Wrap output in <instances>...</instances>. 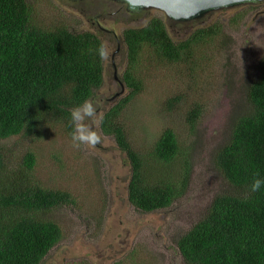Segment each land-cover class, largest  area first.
Wrapping results in <instances>:
<instances>
[{"label": "rangeland", "instance_id": "374dc122", "mask_svg": "<svg viewBox=\"0 0 264 264\" xmlns=\"http://www.w3.org/2000/svg\"><path fill=\"white\" fill-rule=\"evenodd\" d=\"M28 2L36 23L45 27L65 23L73 31H93L110 53L103 85L92 98L97 104L94 128L100 143L76 148L63 125L54 123L40 138L0 139V160L5 165L15 166L33 150L40 181L70 190L75 199L52 211L63 237L41 264H188L179 252L178 239L207 212L217 194L230 188L215 155L229 140L236 118L249 108V85L264 69V0L223 8L197 22H218L222 32L196 47L188 64H165L153 59L151 52L138 64L145 88L122 118L134 147L150 152L161 131L171 127L179 134L191 166L186 193L170 207L152 212L130 202V165L114 138L102 132L100 118L130 91L125 84L118 94L122 87L114 74V63L120 79L128 64L124 29L159 16L174 39L181 40L196 24L174 22L157 9L129 12L124 3L113 0ZM177 95L179 101L169 105L168 100ZM191 105L201 111L193 127L186 118Z\"/></svg>", "mask_w": 264, "mask_h": 264}, {"label": "trees", "instance_id": "16d2710c", "mask_svg": "<svg viewBox=\"0 0 264 264\" xmlns=\"http://www.w3.org/2000/svg\"><path fill=\"white\" fill-rule=\"evenodd\" d=\"M221 32L218 22L196 24L187 37L175 40L159 16L123 30L128 64L121 80L130 91L106 109L100 128L125 153L131 170L128 198L142 211L166 209L180 199L191 166L171 127L161 131L150 152L134 147L122 118L145 88L138 64L150 52L165 64H188L196 47ZM101 44L100 36L90 30L36 23L28 0H0V139L40 138L53 123L71 135L70 109L92 99L104 82L105 59L96 51ZM179 99L173 96L168 103ZM248 103L215 155L229 190L217 194L207 212L178 239L188 264H264V187L250 191L256 174L264 177V69L249 85ZM200 113L198 106L188 109L192 127ZM36 164L33 150L15 166L0 160V264H41L63 237L51 213L75 203L74 196L68 189L43 184Z\"/></svg>", "mask_w": 264, "mask_h": 264}, {"label": "water", "instance_id": "95a60500", "mask_svg": "<svg viewBox=\"0 0 264 264\" xmlns=\"http://www.w3.org/2000/svg\"><path fill=\"white\" fill-rule=\"evenodd\" d=\"M126 2L131 9H157L164 12L167 19L174 22L190 23L199 20L214 11L239 6L256 0H116ZM115 66V77L119 80L122 94L125 90L124 82L118 76ZM117 94V95H118Z\"/></svg>", "mask_w": 264, "mask_h": 264}, {"label": "clouds", "instance_id": "9594fccd", "mask_svg": "<svg viewBox=\"0 0 264 264\" xmlns=\"http://www.w3.org/2000/svg\"><path fill=\"white\" fill-rule=\"evenodd\" d=\"M96 51L102 60L110 55L104 44H101ZM96 117L97 104L92 99H85L70 109V124L73 128L71 140L74 147L79 148L82 144L96 145L100 143L101 137L94 128ZM262 187H264V177L257 173L250 185V191L258 192Z\"/></svg>", "mask_w": 264, "mask_h": 264}, {"label": "flooded vegetation", "instance_id": "af4514ba", "mask_svg": "<svg viewBox=\"0 0 264 264\" xmlns=\"http://www.w3.org/2000/svg\"><path fill=\"white\" fill-rule=\"evenodd\" d=\"M113 1H116V0H113ZM258 1H260V0H256V1H254V2L257 3ZM118 2H121V1H118ZM122 3L126 4V5H127V9H130L132 12H134V11H140V10H138V9H131V8H129V7H128V4H127L126 2H122ZM249 3H253V2H249ZM211 14H212V13H209V14H207L205 17H209ZM205 17H203V18H205ZM203 18H201V19H203ZM201 19H199V20H195V21H191L190 23H193V24H194V22H195V24H196L197 22L201 21Z\"/></svg>", "mask_w": 264, "mask_h": 264}]
</instances>
